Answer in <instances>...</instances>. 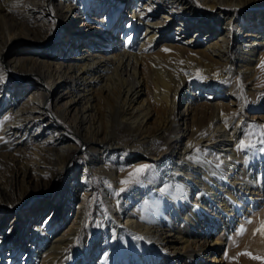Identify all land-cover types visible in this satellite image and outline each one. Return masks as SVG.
Returning a JSON list of instances; mask_svg holds the SVG:
<instances>
[{
	"label": "bare ground",
	"instance_id": "bare-ground-1",
	"mask_svg": "<svg viewBox=\"0 0 264 264\" xmlns=\"http://www.w3.org/2000/svg\"><path fill=\"white\" fill-rule=\"evenodd\" d=\"M261 21L264 0H0V264L223 262L264 203Z\"/></svg>",
	"mask_w": 264,
	"mask_h": 264
},
{
	"label": "rangeland",
	"instance_id": "rangeland-1",
	"mask_svg": "<svg viewBox=\"0 0 264 264\" xmlns=\"http://www.w3.org/2000/svg\"><path fill=\"white\" fill-rule=\"evenodd\" d=\"M197 10L200 13H205V11L201 7H198ZM104 13L106 14L107 11H104ZM127 23H128V20L125 19L123 24H122V27H126ZM260 24H262L264 26V21H261ZM215 37L216 36L214 34H210V36L207 37L205 44H207L208 42L212 41ZM24 46H30V45L29 44H26V45L25 44H20L18 46V48H23ZM34 46H36V45H34ZM18 48H17V50H18ZM75 48H73V50ZM154 55H157V53H155ZM15 56H17V54H15ZM160 58H162V57H160ZM209 96L213 97L212 95H209ZM190 98H192V97H185L180 102V110L184 109V107L186 106V104L188 103ZM208 102H210V104L212 106H216V105H219V104L227 105V103H228V101L227 100L225 101L224 99H222L221 96L213 97V99L208 100ZM261 104H262L261 101H258V102H255V103L254 102L250 103L249 106L247 107L246 111H248V116H250V117H260L257 120L264 122V100H263V104L262 105ZM248 138H251V136H249ZM81 168H82V165H80L78 167V170H80ZM97 187L99 188L100 186L98 185ZM99 191L100 190H98V193H99ZM35 192L32 194L31 199L37 201L38 199H40V197ZM96 193H97V190H96ZM50 197H51V195L49 197H46V198H50ZM46 198H44V199H46ZM44 199H42V200H44ZM192 199L194 200V197H192ZM42 200L39 201V202H42ZM28 201H29V199L25 200L23 202V206H24L25 203H28ZM39 202H36L34 204H37ZM257 208L253 211V213L250 215V217L243 222L245 224L240 225L238 227L237 226L235 227V225H236L235 224L234 225L235 228L233 227L230 230V232L227 231L225 234L221 235L219 243H221V245H222L221 246L222 250H221V253H220L218 259L219 260L220 259L223 260V262H221L220 264H264V256H263L264 255V251L263 250L261 251V252H263L261 255L256 254V256L255 255L252 256V257H260L262 259H252L248 255H241V253H244V252L248 253L250 247L248 246L249 244H247V243L250 242V244H252V242L255 241V243L253 244V245H255L256 243H258L261 240L264 241V236H262L259 232H256V234L253 235V232L260 226L261 222H264V203L259 205ZM72 209L74 210V206L72 207ZM3 214H4V216H7L8 224H11L12 221H13V216L15 214V211L8 210L6 213L3 212ZM52 218H53L52 219V223L56 222L54 217H52ZM178 221H179V219H178ZM247 221H252V223H247ZM68 223H69V221H66L62 225H60L56 229V232L52 235L51 239H53L63 229H65V227L68 225ZM241 227H243L245 229V231L243 232V234H238L239 230L241 229ZM210 228H211V225L208 227V230ZM94 231H97V230L93 229L91 227V225H86L82 229V232H86L88 234H91ZM21 232H22L21 225L20 226H16L15 232H12L11 236L13 237L15 235L20 234ZM218 237H219L218 233H214V235L211 236V239L215 240ZM94 241H95V239L92 237V243ZM262 244H263V242H262ZM150 252L151 253H150V256L148 257V261H152V262H158V261L160 262V260H161V262L167 261V259L165 258V256L163 254H161V253H159V252H157L155 250H152ZM67 256H69V259H70L69 264H73L74 262H77L76 260H78L79 256H80V251H79L78 247H74L68 253ZM26 259H27V261H23L22 258H21L20 260H18L14 264H31L33 258L32 257H28ZM144 260H145V258L143 256V254L140 253L137 256L130 257L129 264H144V263L140 262V261H144ZM64 264H67V262H64Z\"/></svg>",
	"mask_w": 264,
	"mask_h": 264
},
{
	"label": "snow or ice",
	"instance_id": "snow-or-ice-1",
	"mask_svg": "<svg viewBox=\"0 0 264 264\" xmlns=\"http://www.w3.org/2000/svg\"><path fill=\"white\" fill-rule=\"evenodd\" d=\"M165 51H167V50H165ZM261 137H262L261 142L264 143V127H262V129H261ZM239 146L241 148H243L244 147V142L241 141ZM261 151H264V148H262ZM148 167H149L148 165H143L140 168L135 169L134 172L129 174L130 178L142 174L146 169H148ZM121 183L127 184V183H129V180L122 181ZM247 223H252V221H247ZM244 231H245V229L243 227H241V229L239 230L238 234H243ZM256 232H259L262 236H264V222H261L260 226L253 232V235H255ZM137 239H143V238L142 237H138ZM241 255L250 256L251 254L247 253V252H244V253H241ZM251 258L252 259H262L260 257H251Z\"/></svg>",
	"mask_w": 264,
	"mask_h": 264
}]
</instances>
